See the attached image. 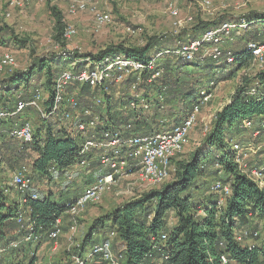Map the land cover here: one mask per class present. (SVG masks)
I'll return each instance as SVG.
<instances>
[{
	"label": "trees",
	"instance_id": "obj_1",
	"mask_svg": "<svg viewBox=\"0 0 264 264\" xmlns=\"http://www.w3.org/2000/svg\"><path fill=\"white\" fill-rule=\"evenodd\" d=\"M54 12L56 17H62L56 9ZM251 20L255 22L254 25L261 26L263 29L260 30L264 33V24L258 21L257 16ZM221 23L198 22L187 42ZM261 35L255 33L254 40L261 39ZM180 43L183 42L180 40ZM158 45V40H152L142 47L108 46L93 57L89 68H94L106 57L123 53L137 60L148 61L151 50ZM246 47L247 43L237 50L230 49L235 56L234 62L222 61L217 68L219 62L212 59L180 62L175 55L163 56L160 60L164 69L162 76L149 81L150 74L144 72L133 90L129 80L119 86L107 87L71 83L66 90L76 91L77 96H87L89 99L100 96L103 106L96 111L105 121L104 128L118 131L122 137L170 131L185 119L199 101V91L207 82L215 83L223 76L230 78L236 75L238 68L251 64L252 55ZM65 56L78 59L76 68H73L78 72L86 69V60L91 55L72 53ZM60 58L55 59V68L53 59L40 58L28 71H13L0 79V104L13 108L17 99L24 97L29 100L32 94L26 90L32 76L45 74L48 96L43 106L48 110L55 97L56 78L66 68ZM255 79L247 76L242 79L230 100L216 113L213 125L199 147L185 159L179 158L182 152L173 158L169 181L97 216L85 232L80 246L75 247V254L83 256L86 248L98 241L96 235L115 231L122 242L124 264H224L222 255L228 258L226 264H264V243L244 245V240L238 239L243 231H249L251 238L260 236L253 237L252 232L264 233V186L260 187L243 173L233 149V143H243L238 134L242 129L252 132L259 130L258 138L264 136V96L249 95L245 89L252 83H264V71ZM22 87H25L24 93L18 96ZM66 95L65 98H68ZM132 102L135 106H131ZM21 114L0 122V162L7 159L11 171L25 168L32 184L33 179L46 181L50 188L47 192L39 193L38 199L28 198L24 203H20L21 195L16 189L11 191L16 193V199H8L11 193H0V229L16 232L20 228L16 216L22 211L27 219L26 224L32 226V232L46 237L55 221L65 215L67 203L78 196H74L75 192L69 195V189L53 190L51 185L57 179L56 175L82 166L83 160H86V165L92 164L94 161L90 156L93 150H97L101 156L102 149L95 148L83 155V137L72 129L73 121L58 124L55 121L58 113L49 119H43L37 113V123L33 124L34 141L19 142L10 138L7 131L27 122L26 116L21 117ZM245 119H252V128H243ZM258 138L255 140L258 141ZM217 179L227 183L231 190L222 204L219 194L211 190L212 183ZM171 213L175 215L176 223L169 229ZM163 234H166V239L162 238ZM157 246H161L169 255L166 261L159 263V258H151ZM31 258L28 264H34L37 257L32 255Z\"/></svg>",
	"mask_w": 264,
	"mask_h": 264
},
{
	"label": "rangeland",
	"instance_id": "obj_2",
	"mask_svg": "<svg viewBox=\"0 0 264 264\" xmlns=\"http://www.w3.org/2000/svg\"><path fill=\"white\" fill-rule=\"evenodd\" d=\"M88 3L98 8L99 11L109 13L111 21L96 30L92 11L86 10L76 15H70L68 13V3L64 0H29L21 5H12L11 0H0V54L10 52L15 56L17 66L13 71L26 72L40 58L53 59L52 65L55 68L57 67L55 59L58 58L59 60L61 55H63V51H66L67 55L72 53L91 55L86 60L85 67L88 69L93 57L108 46L121 44L125 47H142L152 40H158L159 45L150 52L153 56L155 52L164 48H178L180 40L183 43L187 42L193 35L191 33L193 27L198 22L203 24L213 21L221 23L234 21L243 16L248 18L257 16L258 21H260L264 17V0H212V6L209 9H204L196 0H89ZM169 3H173L179 9L182 20L187 21L190 17H192V20L183 22L182 26L177 27L175 25L176 19L169 13ZM54 9L62 17H56ZM67 26H74L77 30V33L70 39H66L64 36ZM260 29L263 28L251 24L250 27L235 30L231 36L232 38L225 41V47L227 50H237L239 47L244 46L245 43L254 40L253 35L255 33L263 34V30ZM202 31H199V33H202ZM180 34L182 36L177 38ZM262 36L260 37L262 38ZM179 59L180 62L183 61L182 58L179 57ZM61 60L65 62V69L73 70L78 63V59H72L69 56L61 57ZM206 60L209 61V59ZM160 64L162 65V63ZM220 65V62L217 63L216 68L220 67ZM262 71H264V66L258 67L249 64L238 68L236 75L230 78L223 76L220 80H215L214 84L206 83L204 87L211 88L212 98L209 102L202 105L200 114L189 131L184 149L179 158H187L192 150L201 145L213 125L216 113L230 100L242 79L245 76L249 77V79H255ZM9 73V70L1 72L0 79L9 76ZM45 81V74L40 76L33 75L30 80V86L26 91L29 94H33L37 87L41 88L44 102L48 96ZM24 88L19 89L18 96L20 93H24ZM117 90L119 91L120 89L117 88ZM65 92V95L67 94L66 97L70 95L76 96L82 105L92 104L91 99L87 96H77L76 91L70 92L67 89ZM92 106L96 111L103 104ZM68 108V103L65 100L61 106L58 118L55 117V121L58 124L71 123L72 120H64L61 116V113L68 110ZM23 116H26L24 117L25 120L30 121L32 125L37 123L38 114L35 110L28 108L21 114V117ZM72 129L76 132L75 127ZM238 134L243 143L253 140L252 131L242 129ZM253 143L256 148L250 150L248 162L253 166L263 165L264 136H260L258 141ZM99 156L98 151L93 150L90 156L91 161H94L92 164L89 163L83 167L76 166L63 175H56L57 179H54V183L51 185L52 189H69V195L74 192L79 194L85 186L92 184L94 179H98L108 172V167L102 163L101 156ZM0 170L5 179L11 176L12 171L9 169L7 159L0 165ZM171 177L172 173L170 172L165 181H169ZM207 180L212 181V179ZM33 184L39 193L47 192L50 188L46 181L33 179ZM155 187L157 186L150 187L144 184L137 174L124 177L116 185L105 191L100 200L91 202L85 207L77 219L76 232L72 234L69 230H65L58 238L55 250L52 249L55 241L47 240V237L38 235L37 239L33 240L39 243L35 246L36 248L32 247V250L26 248L21 254L25 255V252H29L31 256L27 255L28 259H25L27 263L30 259L29 257L35 255L37 257L35 264H50L52 261H57L61 264H73L72 256L76 255L77 250L75 247L80 246L86 230H88L97 216L110 211L117 204L140 197L144 192ZM219 197H221L220 194ZM8 199H16V193H11ZM70 220L72 221V219ZM175 223V215L171 213L168 218V228L170 229ZM96 236L103 237L104 234ZM17 240L20 241V247H22V244L24 246V244L29 242ZM11 241L13 239L9 240V242ZM263 243L264 233L261 231L259 237L248 238L243 241L244 245H262ZM119 246L115 244L114 249H120ZM89 248L87 247L86 250L88 251ZM89 263L109 264L99 258H94L93 262L89 259Z\"/></svg>",
	"mask_w": 264,
	"mask_h": 264
},
{
	"label": "built area",
	"instance_id": "obj_3",
	"mask_svg": "<svg viewBox=\"0 0 264 264\" xmlns=\"http://www.w3.org/2000/svg\"><path fill=\"white\" fill-rule=\"evenodd\" d=\"M29 0H11V4H24ZM68 3V13L76 15L77 13L86 10L92 11L94 15V26L96 30L106 25L111 21V15L104 11H99L93 5H90L89 0H64ZM204 9H209L212 6V0H196ZM168 10L170 15L175 18V25L182 26L183 22L192 20V17L184 21L180 17V11L173 3H169ZM255 23L250 21L248 17H240L234 21L222 22L220 25L204 31L197 38L180 43L176 49H164L155 52L148 61H141L129 57L128 53H123L116 56L106 57L99 63L95 64L94 68H86L82 71H74L71 69L63 70L56 78L55 83V97L53 103L46 110L43 106V92L37 87L29 100L20 98L13 108L3 106L0 104V122L7 118L15 117L21 114L28 108L35 110L43 119H49L60 113L61 106L66 100L68 103V110L61 113L64 120H72L76 133L83 137V145L81 153L87 154L95 148H101V161L108 167V172L96 179L92 184H89L80 195L75 197L72 201L67 203L66 215L72 221L69 224V231L74 234L77 230V219L85 207L91 202L100 200L103 193L116 185L119 180L130 175H138L141 181L147 186L154 187L165 182L170 175L172 169V160L183 149L189 134V131L194 126L198 115L200 114L202 105L209 102L212 98V91L210 87H202L199 91V101L193 105L189 114L185 119L175 126L170 131L158 132L149 135H135L128 138L122 137L118 131H113L104 128L105 121H103L101 114L94 110L92 105H100L102 98L100 96H93L91 105H82L76 96H69L65 98V91L69 84L78 83L80 85H87L90 87L96 86H119L126 80H129L131 89H136L144 72L150 74L149 81L159 79L164 69L160 64V60L166 55H175L182 58L184 61L202 62L205 59H212L217 62L225 61L232 63L235 56L231 50L225 47V41L231 39L235 30L250 27ZM264 24V18L260 20ZM77 33L74 26H67L64 36L66 39L72 38ZM246 50L252 55L251 64L258 67L264 66V33L261 39L252 40L247 43ZM201 52V53H200ZM65 56L68 53L63 51ZM17 66L15 56L10 52H3L0 54V73L6 70L12 72ZM210 84H214L211 82ZM246 93L252 96H264V83H252L246 86ZM131 106H135L134 102ZM103 127V128H101ZM252 119H245L243 121V128H252ZM262 130L264 131V122L262 123ZM7 135L22 143H31L34 141V129L30 121L23 125H17L7 131ZM260 131L253 132V140L250 142L233 143V149L236 153V162L239 167L250 178H252L260 187L264 186V164L260 166L249 165L248 159L250 150L256 148L253 143L257 142ZM1 160V159H0ZM3 162H0V165ZM86 165V160L82 161V166ZM13 189H16L21 195L20 203H24L28 198L38 199L39 192L33 189L31 178L26 174L25 168L15 169L11 172V176L5 179L0 170V193L7 195ZM211 190L214 193H219L220 203L222 204L224 198L231 192L227 183L221 179H217L212 183ZM25 214L19 211L16 220L20 224V228L15 232L19 235L13 241L1 245L3 234L0 232V264H2L4 255L10 250L20 248V239L25 242L37 239V234L32 232V226L27 225ZM65 218L59 217L53 226V229L46 236L48 240L55 241L52 248H57V240L61 234L65 232ZM253 237H256L260 232H252ZM115 231H110L98 242H95L90 249V256L99 258L105 263L122 264L124 261V254L122 251H114V240L117 238ZM166 239V234L162 235ZM251 238L249 231H243L238 235L239 240ZM21 242V243H22ZM89 256V257H90ZM151 258H159L160 262L168 259V254L161 246H157L155 252L151 253ZM222 263L226 264L228 258L226 255L221 257ZM73 264H87L88 258L80 255L72 256ZM50 264H61L57 261H52Z\"/></svg>",
	"mask_w": 264,
	"mask_h": 264
},
{
	"label": "crops",
	"instance_id": "obj_4",
	"mask_svg": "<svg viewBox=\"0 0 264 264\" xmlns=\"http://www.w3.org/2000/svg\"><path fill=\"white\" fill-rule=\"evenodd\" d=\"M95 180L96 179H94V181ZM87 186H85L84 188H86ZM84 188H83V190H84ZM82 191L79 194H74V196L80 195L82 193ZM118 205H120V204H117L115 206H118ZM64 218H65V225H66L65 230L67 231L69 229L68 226H69V222H71V220H70L71 218L68 215H66V214L64 215ZM66 219H67V221H66ZM0 231H2V233H3V240L1 241V245H4V244L7 245V243L9 242L10 239H13V238L16 239V238L19 237V235H16L15 232H10V230H8V229H4V228L2 229L1 228ZM107 234H108V232H106L103 237L98 236V241H100L101 239H103L104 237H106ZM47 240H48V238H47ZM121 243L122 242L120 241L119 238L114 240V246H115V244L116 245L117 244L120 245ZM38 244L39 243H36V241L28 242L27 244H24V246L22 244V247H20V249L12 250V251H9V252L5 253L2 264H28L29 261H30V259H32V258L29 257L30 259H29V261L27 263V260H25V259H28V256L27 255H29V252L28 253L25 252V255H22L21 254L22 253L21 248L23 250H25L26 248H28V250H32V247H35ZM89 247H90L89 250L88 251L86 250L85 253L83 254L84 257H87L88 258L87 264H91V263H89V259L93 262V259L95 258V257H91L90 256V253L89 252H90V249H91L92 246H89ZM119 247H120V249H118V250H115L114 249V251L115 252L121 251V246H119ZM58 249H59V244H58ZM29 256H31V255H29ZM35 263H36V261L34 262V264Z\"/></svg>",
	"mask_w": 264,
	"mask_h": 264
}]
</instances>
